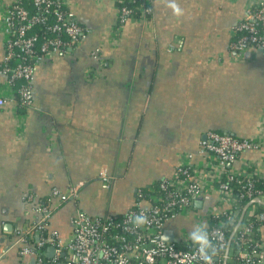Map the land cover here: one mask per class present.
Wrapping results in <instances>:
<instances>
[{
  "label": "crops",
  "instance_id": "1",
  "mask_svg": "<svg viewBox=\"0 0 264 264\" xmlns=\"http://www.w3.org/2000/svg\"><path fill=\"white\" fill-rule=\"evenodd\" d=\"M63 1L85 37L39 63L31 107L17 118L0 108V264L19 263L36 200L51 208L46 231L66 241L77 209L122 215L183 155L200 160L207 130L264 137V53L229 50L249 0H175L180 15L172 0H151V18L126 21L118 40L114 0ZM74 185L76 197L50 195Z\"/></svg>",
  "mask_w": 264,
  "mask_h": 264
},
{
  "label": "built area",
  "instance_id": "2",
  "mask_svg": "<svg viewBox=\"0 0 264 264\" xmlns=\"http://www.w3.org/2000/svg\"><path fill=\"white\" fill-rule=\"evenodd\" d=\"M21 1L0 0V108L10 103L16 118L18 107L32 106V79L39 63L64 54L87 33L63 0H30L31 8ZM137 8L141 19L152 14L151 0H142ZM245 8L229 44L237 59L246 52L264 53V0H249ZM133 11L125 5L117 8L113 40L126 21L139 19ZM36 25L51 36L40 42ZM98 52L93 50L96 56ZM19 78L23 81L16 85ZM259 132L241 137L207 130L198 146L200 160L183 155L171 175L137 189L133 205L122 215L96 216L77 209L66 241L46 231L51 208L48 200H36L37 216L16 240L21 244L18 264H264V204L251 203L255 198L264 202V137ZM251 151L260 155L243 156ZM78 186L50 195L76 197ZM195 200L203 204L198 207ZM172 223L177 227L170 228ZM167 231L171 239L163 238ZM199 234L206 243L194 239ZM32 235L37 238L31 240ZM49 246L54 248L51 256L46 254Z\"/></svg>",
  "mask_w": 264,
  "mask_h": 264
},
{
  "label": "trees",
  "instance_id": "3",
  "mask_svg": "<svg viewBox=\"0 0 264 264\" xmlns=\"http://www.w3.org/2000/svg\"><path fill=\"white\" fill-rule=\"evenodd\" d=\"M141 1H142V0H135V1H129V0H114V4H115L116 8H120L121 6L125 5L126 7L133 9V10H134V11H133V14H132L133 18H139V17L142 16V14H141V11H140L137 7H138V5H139V3H140ZM21 3H24L28 8H31V7H32V6H31L32 3H31L30 0H26V1H25V0H22ZM144 15H145V17H146L147 19H150L151 16H152L151 13H144ZM34 30H35V31L37 32V34L39 35V40H40V42H41V40L43 39V37H45V36H51V33L47 32V31H45V30H40V26H39V25H36ZM237 34H238V33H237ZM236 37H237V35H236ZM40 42H39V43H40ZM22 81H23V80H22L21 78H19V79H17V80L15 81V84L18 85V84L21 83ZM18 109H25V108H23V107H18ZM45 249H46V247H45ZM228 264H230V263L228 262Z\"/></svg>",
  "mask_w": 264,
  "mask_h": 264
},
{
  "label": "clouds",
  "instance_id": "4",
  "mask_svg": "<svg viewBox=\"0 0 264 264\" xmlns=\"http://www.w3.org/2000/svg\"><path fill=\"white\" fill-rule=\"evenodd\" d=\"M169 7L172 9L173 13H175L176 15H180L182 13V9L179 7L177 3H175V0H172V2L169 4ZM137 219H140V217H137ZM194 239L206 243L205 237L203 234L194 235ZM205 259H210V257L205 256Z\"/></svg>",
  "mask_w": 264,
  "mask_h": 264
},
{
  "label": "water",
  "instance_id": "5",
  "mask_svg": "<svg viewBox=\"0 0 264 264\" xmlns=\"http://www.w3.org/2000/svg\"><path fill=\"white\" fill-rule=\"evenodd\" d=\"M245 55H246V56H249L250 53H249V52H246ZM252 202H256V203L264 204V202H262L260 199H257V198L253 199V200L251 201V203H252ZM195 204H196V205H200V204H201L200 200H195ZM163 238H165V239H166V238H167V239H171L172 237H171V234L167 231V232H165V234L163 235ZM53 250H54V248H53L52 246H49V247L47 248V250H46V254H47L48 256H51L52 253H53Z\"/></svg>",
  "mask_w": 264,
  "mask_h": 264
}]
</instances>
